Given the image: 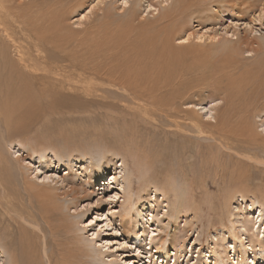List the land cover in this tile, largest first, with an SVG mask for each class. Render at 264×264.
<instances>
[{"label":"rangeland","instance_id":"rangeland-1","mask_svg":"<svg viewBox=\"0 0 264 264\" xmlns=\"http://www.w3.org/2000/svg\"><path fill=\"white\" fill-rule=\"evenodd\" d=\"M20 1L14 3L31 5L34 0ZM39 1L36 0V5H40ZM51 1L54 0H46V3ZM96 1L73 0V7L65 5L64 9H57L56 18L46 19L44 28L51 30L53 25V30L59 35L58 41L72 50L67 49L70 53L66 55L49 51V58L59 59L63 56L60 61L50 63L43 61L30 46V55L25 52L22 60L27 67L23 81L28 82L25 91H29V98L20 107L12 105L13 108L0 101V155L14 159L21 154L24 162H28L27 165L31 167L29 176L33 180L35 175L39 180L47 174L53 179L50 182L52 185H58V182H54L64 177L77 183L92 174L90 162L104 154L100 160L101 169L92 180L91 187H88L90 195H81L74 203L64 202L63 211L57 210L51 214L50 219L53 221L49 222L50 232L47 223H43L47 242L57 248L58 237L55 234L58 221L61 226L71 221L68 235L71 236L75 227H79L77 232L83 238L81 241L93 250L91 254L94 253L92 260L85 258V264H208L206 262L212 259L213 249L218 247L216 244L225 249L223 257L229 264H264V254L260 251L263 249L259 248L252 234V230L258 231L259 225L258 235L264 242V235L261 236V231H264V165L258 162V159L264 160V145H260L256 152L243 150L245 154L240 150L245 155L241 154L238 161L234 159L238 156L233 151L220 150L226 155V173L223 175L213 169V165L206 169L200 160V154L209 149L205 143L211 145L216 142L205 138L204 133L199 135L195 132L192 135L195 138L190 149L192 157H182L177 143L180 140L183 143L184 140L179 136L181 133L189 135L183 129L194 132L182 124L184 120H174L182 124L183 129L171 124L173 118L169 110L157 113L153 118L135 117L139 130L134 129V122L130 119L140 115L136 109L142 102L143 94L158 93L152 97L158 98V107L161 102L168 104V100L174 97L172 85L176 82L175 88L179 86L178 93L185 96L188 102L178 103V106L184 110H198L203 120L211 121L209 112L206 114L208 107L225 106L232 93L229 90V96H226L223 91L227 80L224 75L220 76L222 70L218 67L228 63V69L232 71L235 65L240 67V61L245 65L253 62L255 55L246 50V42L253 40L251 37L255 29L264 31V20L256 22L252 19V13L243 11L244 14H240L237 8L225 9L223 2L226 0H140L143 6L150 3L158 7L157 11L152 12L153 15H147L143 7L129 8V4H122V0H102L103 4L99 6L93 5ZM185 3L194 5L181 14ZM255 6L254 3L252 11L257 13ZM36 9L39 16L47 12L37 6ZM170 11L182 16L166 20L165 13ZM86 12L84 19L78 21L79 14ZM188 34L185 41L172 40ZM222 37L242 42L240 46L243 47L237 56H227L218 50ZM18 56L14 46L0 34V75L7 78L1 69H7ZM9 59H12L10 63ZM99 60L117 67L113 77L119 78L121 73L124 82L114 85L105 74L101 75L98 71ZM105 62L103 68H106ZM90 64L96 67L92 68ZM206 73H212L209 79L216 78L213 83L211 80L212 84L207 82L209 87L203 83ZM12 80V84L21 83L19 78ZM132 80L136 83H132ZM215 80L221 81V91L215 86ZM1 83L5 84L3 89H6V83ZM10 88L14 89L12 86ZM137 97L141 98L137 100ZM216 112L225 115L224 109L219 108ZM255 119L256 123L250 130H254L252 134L263 137L264 114ZM238 120L235 118V122ZM232 127H235V123ZM204 130L207 136L210 135L206 128ZM27 140L37 147L38 144H51L55 152L48 149L43 157L38 158L36 154L31 156L26 153V147L22 148ZM196 140L199 146H196ZM5 141H12L8 143V148L4 145ZM57 151L63 158H52L45 164L46 159ZM228 151L230 155L233 154L231 160V157H227ZM131 153H135L138 158L135 157L133 164ZM214 153L217 154L216 151ZM77 157H80L79 160ZM122 157L127 158L134 172L131 192L126 189L124 179L121 180L115 174L113 161L119 164ZM108 161L110 163L107 164ZM232 167L235 169L228 173L227 170ZM235 174L241 176L239 179L246 188L225 189L231 187V180L237 177ZM112 175L116 177L112 179ZM163 181H167L170 186L166 187L167 190L160 189ZM139 186L143 189L138 192ZM235 190L241 193H232ZM228 193L233 196L231 200H228ZM26 194L23 193L19 201L16 197L13 200L16 213H25V216L32 213ZM252 199L259 201L252 204ZM5 214L3 216L0 213V221L8 218V212ZM63 214L66 220L61 219ZM241 219L246 222L249 231H244L237 222ZM12 231L13 236H9L18 239L19 234L14 235L15 230ZM26 237L30 242L36 241L27 233ZM137 237L141 238L140 243ZM241 243L245 248H251L244 252ZM8 246L18 247L17 244ZM0 255V264H5L6 258L1 248ZM241 256L243 260L240 262L238 258Z\"/></svg>","mask_w":264,"mask_h":264},{"label":"bare ground","instance_id":"bare-ground-1","mask_svg":"<svg viewBox=\"0 0 264 264\" xmlns=\"http://www.w3.org/2000/svg\"><path fill=\"white\" fill-rule=\"evenodd\" d=\"M14 1L16 2L17 0H0V34L2 35L3 39H5V41H9L14 46L16 55H19L16 60L12 61V64L9 65L7 69L5 68L1 69L3 71V74L7 76V78L0 75V83L5 82L7 88L3 89L5 84L4 83L0 84V101L4 102L5 103L4 105L6 106L11 105L9 106V108L10 107L13 108V106L20 107L21 105H23L24 101H26L29 98V91H25L28 89V82L23 81L24 71L27 69V67L22 62V60H23V55L25 52H27L28 55H30V51H29L30 46L34 49L35 54L40 56L43 59V61L45 62L49 61L50 63L53 61H60L61 59H63V56H61V58L59 59L49 58L48 56L49 51L57 52L60 55L62 54L66 55L70 53L67 50L69 49L68 46L62 41H58L59 35H57L55 31L53 30L54 26L52 25V29L50 30V29H45L43 24L47 21L46 19L52 20V18L57 17V9H64L65 5H68L70 7L74 6V2H72L73 0H54V1H51V3H46V0H40L38 2L40 3V5H36V0H34L32 1L31 5H24V6H21L18 3L15 4ZM163 1L167 2L168 0H163ZM20 2L21 1L19 0V3ZM254 3L256 5L255 8H257L256 10L257 13L255 12V10L252 11L253 10L252 6ZM254 3L252 2V0H244V1L226 0L225 2H223L225 9L229 8L233 10L234 8H237L240 14H244L243 11L250 12L252 13L253 20H256V22L257 21L263 22L264 20V0H254ZM101 4H103V1L98 0L93 5L99 6ZM122 4H126V5L129 4V8L134 7V9L143 7V10H145V13L147 15L151 14L153 11L158 10V7H156L155 5H151L150 3H146L143 6L142 3H140V0H122ZM183 5H184L183 9L180 12L181 14H183L185 10L191 9L192 5L194 4L189 5V3L188 4L185 3ZM36 6L38 8H44L45 10H47V12H45V14L42 16L37 15ZM90 9L88 11H90ZM181 14H177V13L170 11V12L165 13V17H166V20L171 19V18L172 20H174V18H177ZM85 15H87V12L86 14L85 13L79 14V17H77V20L80 21L84 19ZM151 15H153V13ZM7 20H8V23L6 22ZM188 36L189 34L184 37L172 38V40L175 41V39H177V41L178 40L185 41L186 39H188ZM251 38H253V40L246 42V50L251 52L253 55H255L254 56L255 58L253 62L250 63V65L248 64L245 65L243 62L241 63L240 61L238 62L240 67L239 66L236 67L235 65L233 67L234 70L232 71L230 68L228 69V65H229L228 63L227 64L222 63V66L218 67L220 68V70H222V73L220 74V76L224 75L227 80V85H225L223 91L226 93V96H229L230 91H232V93L230 95V100L226 102L225 106L220 107L217 105H212L208 107V111H206V114L209 112L208 117L212 119L211 121L203 120V115L200 114L198 110H184L178 106V103L183 104V103H188V102L185 96H182L180 93H178L179 86L175 88L174 85L176 84V82H174L172 85L174 97L171 100H168V104L161 102L160 107H158L159 106L158 98L156 97V99H152V97L158 95V93L154 92L153 94H151L149 92L148 95L146 94L142 95L143 99H141L142 100L141 104L136 103L138 104V107L136 106L137 107L136 110L140 112V115H137V116L134 115L130 118L134 122V129H137L139 127V124H137V120L135 117L143 116L145 118H153L155 117L157 113L163 112L166 109L169 110L168 113L173 118V121L172 122L170 121L171 124L175 125L176 128H180V129L182 128L181 127L182 124L185 126L187 125V127L190 128V130L194 132V133H190V132H187V129L182 128L183 130H185V133L189 134V135H183L181 133V135L179 136V138L181 137L184 140L183 143L181 142L182 140H180V142L177 143L179 150L181 151L182 157H184L185 155L187 156L190 155V149L193 148L192 146L193 141H195V138L192 135L195 134V132L199 133V135L201 133L203 135L204 133L203 136L205 138H208L211 140L214 139L216 140V142L215 144L213 143L211 145L205 143V145H208L207 147H209V149L205 153L202 152L200 154V160L201 162H203L202 164L204 166L206 165V169H208L207 168L208 166L213 165L212 166L213 169H216L217 171L223 173V175H225L226 173L224 169V165H225L224 156L226 155H224L225 153L223 151L220 153L219 152L220 150L233 151L238 156L236 158L234 157V159H237V161L241 157L240 155L242 154L240 153V150H242L241 152H243V150L247 152H249V150L256 152L255 150L259 149L260 145H264L262 144L264 143V136L262 137L261 135H258L257 133L252 134V131L254 130L251 131L250 127L253 126V123L255 125L256 123L255 118L257 116L264 114V31L261 32L260 30L255 29L254 34H252ZM220 39L221 40H219L220 45L218 46V50L221 53L227 56L228 55L237 56V54L241 51L242 49L241 46L243 44L238 39H236L237 41L232 40V38L226 39V37H222ZM240 44L242 45L240 46ZM253 44H255V46ZM73 52L75 51L73 50ZM3 53L5 55V51H3ZM94 59L95 58H92L91 60H94ZM11 60L12 59H9L8 62L10 63ZM99 62L100 64L98 65L99 66L98 71L101 73V75L105 74L104 76L107 77L108 80H111L112 82H114L115 83L114 85H121V82L122 81L124 82V78L122 77L121 73L118 76L119 78L113 77V75L116 73L118 69L117 67H115L114 65H112L111 63L107 61L105 62V61L99 60ZM103 62H105L106 68H103V64H104ZM95 64L97 65V61ZM95 67H96L95 65L92 66V68H95ZM106 70H108V72L104 73V71ZM211 75L212 73L211 74L206 73V75H204L205 78H204L203 83L206 84L207 86H208L207 82L211 83V80H212V83H213V80L216 79L215 76L212 79H209ZM237 75H239V78H237ZM18 78L20 79L21 83L12 84V81H13L12 79H18ZM135 81H136V78H135ZM135 81L132 80L131 82L136 83ZM215 84H216L215 86L217 87V89L220 90L221 81L215 80ZM129 85L130 84H128V86ZM10 86H12V88L14 89H11ZM119 88L120 87H118V89ZM137 91L138 89L136 90V92ZM140 98L141 97L139 98L137 97V100H139ZM236 100L238 102H236ZM113 107L116 108L118 106L114 105ZM203 107L204 106H200L199 108H203ZM219 108L225 110V115L223 114L218 115L216 111H218ZM124 113L125 112L123 111L122 114ZM2 114L4 115L5 113L2 112ZM6 115L8 116V113ZM234 116L235 118H239V120L235 122ZM109 117H112V114H109ZM134 118L136 122L134 121ZM175 119L177 121H180L181 119L182 121L184 120V122L180 124L179 122L177 123L176 121H174ZM234 123H235V127H232ZM203 127L207 129V132H209L210 135L207 136V133L204 130L205 128L203 129ZM172 128L175 129L174 127ZM137 130H139V128ZM179 132H174L173 134L178 135L180 134ZM127 134L128 133H126V135ZM258 136H261V137H258ZM11 142L5 141L4 145L8 148L9 146L8 143H11ZM197 143L198 144H196V146H199L198 141ZM50 145L51 144L40 146V144H38V147H37V145L30 144L29 141L27 140L25 143L22 144V148L26 147L25 149L26 153H28L29 155L33 154V156L36 154L37 157L39 158V157L44 156V152L46 150L51 149ZM0 150H1V146H0ZM51 150L55 152L53 148ZM126 150L129 152H132V150L129 148H126ZM174 151H175V148H174ZM215 151L217 152V154L214 153ZM229 151H228L227 157L228 158L231 157L230 158L231 160L233 158V154H231L232 155L231 156L229 154ZM131 154H133V155H130L132 158V164H133L136 156H135V153H131ZM245 154H242V156ZM207 155H210L208 156L209 160L206 159ZM62 156L63 155L57 151L55 155L46 159L45 164L47 163L48 160L51 161L52 158H57V160H61L63 158ZM111 156H112V153H111ZM255 156L257 159V155ZM103 157H104V154H102L99 159L93 160L94 162L89 161L91 165L90 168H91L92 174H90L88 177L84 179H80L79 182L73 183L68 180L71 178L65 179L64 177L60 181L54 182V184L58 182V185H52L50 184V182H53V179L50 178L51 176L47 174L44 175L39 180H38V177L35 175L34 176L35 181H34L29 176L31 167L27 165L28 162L27 163L24 162V158L21 156V154L20 156H16L14 159L7 158L5 156L0 155V213L4 216V214L8 212V215H7L8 218L5 219V221H0V238H1L0 248H1V253L6 258L5 264H85V261H86L85 258H89V260L90 259L92 260L94 258V253L93 254L90 253L93 250L90 249L88 244L83 243V241H81L83 238L80 236L79 234L80 232L79 233L77 232V228L79 227H75L71 236L68 235L71 221H69L66 225H62V226H61V223H59L58 221V224L56 227L57 234H55L56 237H58V239H56L57 240L56 246H58L57 248L52 246L51 244L49 245V243L47 242V238L45 237L43 223L46 222L47 226L50 227L49 222L53 221V219H50V217L52 218L51 214L55 213V211L57 210L61 211L63 208L64 202L74 203L75 199L81 198V195H84L85 197L90 195L88 187L89 186L91 187V185L93 184L92 180L94 179L95 175H97L99 169H101L102 165L100 164V160H102L101 158ZM77 158L79 160L80 157H77ZM109 161L107 162V164L110 163ZM258 162H261L264 165V160H262V158L258 159ZM113 164L115 165L114 167L115 174H117V177L121 178V180L124 179V182L126 183L125 185L126 189H129V192H131L130 187H132L133 185L131 177L134 175V172L131 169L129 162L127 163V158L122 157V160L120 161L119 164H117V161L114 160ZM248 164L251 165V163H248ZM70 169H73V168H70ZM234 169L235 167H232L231 169H228L227 172L230 173ZM32 171H35V170H32ZM190 175H192V173ZM115 177H116L115 175H112V179H114ZM239 177L241 176L236 177L238 180H236V178L232 179L231 187L228 186L225 189L246 188V185L239 179ZM18 178H20L21 181H19ZM144 181H146V179H144ZM146 182H144V185H146ZM236 183H240L239 184L240 186H234ZM143 187L139 186L138 192L139 190L141 191ZM166 187L169 188L170 186L168 187L167 181L165 182L163 181L160 189L167 190ZM56 190H61V191L56 193L55 192ZM234 192L241 193L240 190L232 191V193ZM23 193H27L26 197H28L29 199L28 202H29V205L32 211V213L30 212L31 214L29 213L26 216L24 215L25 213L24 214L19 213L20 215L17 214L16 210L14 209V207L16 206L13 203L14 198L16 197L17 201H19L22 198ZM228 196H229L228 200H231L233 197L229 193L227 197ZM30 197H32V200H30ZM258 201L259 199H252V204L257 203ZM17 203L18 202H16V204ZM262 203L264 202L262 201ZM25 207L23 206V208ZM260 212L261 210L258 209L259 215H261ZM57 213L60 214V212H57ZM43 214L45 215V218H43ZM63 216L64 214L61 216L62 218L61 217L60 218L62 220H66ZM218 217H220V215ZM2 218L3 217H1V219ZM9 218H11L10 219L11 221L8 220ZM54 221H55V218H54ZM237 222L241 224V226L244 228V231L245 230L249 231V229L247 228L246 222H244V220L242 219L237 220ZM8 228L9 230L7 231L6 229ZM12 229L15 230L14 235L16 233L19 234L20 239L19 238L13 239L9 236V235L13 236L12 235L13 231L10 232ZM257 229L259 231L260 229L259 225L257 226ZM231 230H232V227H231ZM50 231H51V227L49 229V232ZM258 231L252 230V234L255 236L254 241H257L259 248L263 249L260 251L264 254V242H263V239L259 238L258 233L260 231L259 232ZM25 233H27L28 236H32L34 240L36 239V241L30 242L31 240L29 241L27 237L25 238ZM262 235H264L263 230L261 231V236ZM50 240H54V239H50ZM136 240L138 243L141 242L140 237H137ZM13 244H17L18 247L16 248V247L8 246V245H13ZM240 245L242 246V249H244V252H246L248 249L251 248L250 246H249L250 248L248 249L245 248L246 246L243 245V243H241ZM216 246H214L216 247V249H213V252H212V259L208 260V262L206 263L208 264H229L227 260L225 259V257H223L224 255L223 253H225V249H223L221 245L219 246L218 244H216ZM138 248L139 246H137V250H139ZM238 259L241 262L243 260V256H241ZM89 260L87 259V262H89ZM0 261H2V255H0Z\"/></svg>","mask_w":264,"mask_h":264}]
</instances>
